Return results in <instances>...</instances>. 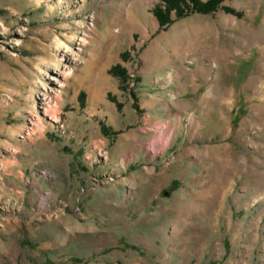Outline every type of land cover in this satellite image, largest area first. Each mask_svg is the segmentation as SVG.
Returning <instances> with one entry per match:
<instances>
[{
	"label": "rangeland",
	"instance_id": "374dc122",
	"mask_svg": "<svg viewBox=\"0 0 264 264\" xmlns=\"http://www.w3.org/2000/svg\"><path fill=\"white\" fill-rule=\"evenodd\" d=\"M158 3L0 0V264H264V0Z\"/></svg>",
	"mask_w": 264,
	"mask_h": 264
},
{
	"label": "trees",
	"instance_id": "16d2710c",
	"mask_svg": "<svg viewBox=\"0 0 264 264\" xmlns=\"http://www.w3.org/2000/svg\"><path fill=\"white\" fill-rule=\"evenodd\" d=\"M186 1L190 4L187 6ZM223 0H159V3L151 10L152 15L157 19L160 26L171 24L170 14L174 11L177 19L184 16L185 10L195 11L200 14H209L214 12ZM164 7V8H163ZM114 68L113 71H118ZM112 71V72H113Z\"/></svg>",
	"mask_w": 264,
	"mask_h": 264
},
{
	"label": "bare ground",
	"instance_id": "6f19581e",
	"mask_svg": "<svg viewBox=\"0 0 264 264\" xmlns=\"http://www.w3.org/2000/svg\"><path fill=\"white\" fill-rule=\"evenodd\" d=\"M150 2H154V1H156V0H149ZM129 17H131V16H129ZM129 20H130V18H129ZM129 20H127V21H129ZM132 22H133V19L131 20ZM133 24L134 25H136L137 23L136 22H133ZM133 27V26H132Z\"/></svg>",
	"mask_w": 264,
	"mask_h": 264
}]
</instances>
